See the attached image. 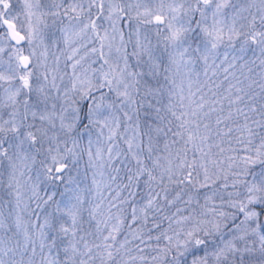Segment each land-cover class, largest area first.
<instances>
[{"label": "snow or ice", "instance_id": "obj_1", "mask_svg": "<svg viewBox=\"0 0 264 264\" xmlns=\"http://www.w3.org/2000/svg\"><path fill=\"white\" fill-rule=\"evenodd\" d=\"M0 264H264V0H0Z\"/></svg>", "mask_w": 264, "mask_h": 264}, {"label": "rangeland", "instance_id": "obj_2", "mask_svg": "<svg viewBox=\"0 0 264 264\" xmlns=\"http://www.w3.org/2000/svg\"><path fill=\"white\" fill-rule=\"evenodd\" d=\"M84 162L81 163V169L83 170Z\"/></svg>", "mask_w": 264, "mask_h": 264}]
</instances>
